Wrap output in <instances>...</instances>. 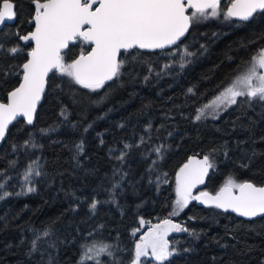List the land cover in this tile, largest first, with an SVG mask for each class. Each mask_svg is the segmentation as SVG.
<instances>
[{"label": "trees", "instance_id": "trees-1", "mask_svg": "<svg viewBox=\"0 0 264 264\" xmlns=\"http://www.w3.org/2000/svg\"><path fill=\"white\" fill-rule=\"evenodd\" d=\"M11 2L16 22L0 31L2 102L20 81L31 45L19 35L35 15L32 0ZM230 2L193 21L174 48L122 52L121 74L101 89L59 71L49 76L33 123L13 124L0 146V196L9 193L0 199V264H78L92 245L84 264H131L141 221L160 219L181 222L186 232L169 238L174 256L154 264H264V217L245 221L194 202L174 207L177 173L206 155L214 166L204 191L217 193L229 178L264 184V101L237 99L205 115L204 106L264 47V11L234 21L225 17ZM88 50L77 39L64 62ZM103 245L110 247L97 255Z\"/></svg>", "mask_w": 264, "mask_h": 264}, {"label": "snow or ice", "instance_id": "snow-or-ice-1", "mask_svg": "<svg viewBox=\"0 0 264 264\" xmlns=\"http://www.w3.org/2000/svg\"><path fill=\"white\" fill-rule=\"evenodd\" d=\"M32 3L35 5V15L30 22H34L35 30L19 35V39L25 42L35 41V47L28 52L29 58L22 65L23 82L8 94L7 103H0V139L4 138L9 124L17 116L22 115L28 124H32L37 103L44 92L45 77L52 69L67 75L82 88L96 91L121 74L123 61L117 58L121 50L164 49L168 45H175L193 21L209 14L217 15L219 7L218 0H189L187 7L195 11L192 16H188L185 15L184 0H32ZM207 9H211V13H206ZM258 11H264V0H231L225 17L247 21ZM14 17L11 0H2L0 24ZM77 39L93 45L92 50L87 55L81 54L71 63H65L61 51L68 49L69 42ZM8 52L14 55L18 48L13 47ZM185 55L190 56L192 53L186 52ZM180 66L182 68L184 65ZM257 68L264 70V49L252 57V64L247 72L238 76L231 86L204 107L235 104L237 97L245 95L264 101V71L258 73ZM188 91L192 92V89ZM198 112L202 115L203 109ZM201 115H197L196 119L199 120ZM117 159H123V153ZM193 163L197 165L196 168L191 167ZM213 166L206 155L202 161L190 160L179 170L176 177V204L180 208L186 206L191 198L213 204L217 208L231 209L244 217L264 214V187H257L250 182L237 184L229 178L215 196L201 192L199 196L192 197L191 189L204 182V176ZM35 175L40 173L36 172ZM233 188L239 190V195H232ZM34 190L32 187L27 189L28 192ZM8 195L5 192L0 199ZM95 207L94 201L90 208ZM163 223L171 229L182 230L168 220ZM43 235L48 236L49 233L45 231ZM150 235L151 239L146 237L143 243L136 245V258L132 264H138L141 256L148 255V248L152 249V255L157 261L163 262L172 255L167 242H162V237L155 233ZM37 240L32 241L33 250L36 249ZM108 247L110 246H101L97 255L105 252ZM94 248L95 245L88 247L78 264L92 259L90 253ZM96 264L101 262L96 260Z\"/></svg>", "mask_w": 264, "mask_h": 264}, {"label": "rangeland", "instance_id": "rangeland-1", "mask_svg": "<svg viewBox=\"0 0 264 264\" xmlns=\"http://www.w3.org/2000/svg\"><path fill=\"white\" fill-rule=\"evenodd\" d=\"M206 13H211V9L209 10H206ZM202 17H199L198 21L201 19ZM197 22V21H196ZM264 49V47L262 48ZM261 50V49H260ZM259 51V50H258ZM258 51L254 54L256 55L258 53ZM253 55V56H254ZM252 64V57L250 58V60L245 63V64H242L240 67L237 68V70L234 72L233 76L231 77L230 79V83L228 85L231 86V84L233 83V81L238 77V76H241L243 75L245 72H247L248 68L251 66ZM261 71H264V70H261L259 68H257V72H261ZM255 83V81L253 82ZM215 99V98H214ZM237 99H241V103L243 106H247V105H250L252 102H256L259 100L258 97L256 98H249L247 97L246 95L245 96H239L236 98ZM233 105V104H231ZM231 105L225 103V104H221L219 105L218 107L216 106H212V107H208L206 108V112H205V115H217L219 112H221L222 110H225L227 109L228 107H230ZM192 161H198V160H195V159H191ZM202 161V160H200ZM195 164V163H193ZM196 165V164H195ZM225 186V185H224ZM176 187H177V184L174 185V194H175V209L177 210H183L185 209V207L187 206H184L183 208H180L177 204H176V200H177V195H176ZM191 198H189L188 200V203L190 202ZM165 220H168V219H160V220H157V221H154V222H149V223H143L140 225V228H139V233H138V238L136 239V243L134 245V250H133V255H132V261L135 260L136 258V245L138 243H143L144 241V238H148V239H151V235L152 233H155L158 237H162V242H167V246H168V250L170 252H172V255L169 256L167 258L170 259L172 256H174V250L170 247V244H169V238L173 235H178L180 234L181 232H183V224L182 223H171L172 225H178L180 229L182 230H175V229H171L169 225H165L163 222ZM171 222V220H168ZM156 226H159L158 228ZM147 252H148V255L146 256H141L140 259H139V262L138 264H143V262H148L150 264H154V263H162L161 261H157L155 259V257L152 255V249L151 248H148L147 249ZM132 261H131V264H132ZM166 261V260H165ZM164 262V261H163Z\"/></svg>", "mask_w": 264, "mask_h": 264}, {"label": "water", "instance_id": "water-1", "mask_svg": "<svg viewBox=\"0 0 264 264\" xmlns=\"http://www.w3.org/2000/svg\"><path fill=\"white\" fill-rule=\"evenodd\" d=\"M222 0H218V3L219 2H221ZM188 2H189V0H184V3H185V15H188L189 16V12H194L195 10L194 9H192V8H189V7H187V4H188ZM13 4V8H14V11H15V5H14V3H12ZM230 5H231V2L227 5V7H226V9H225V13L227 12V9H228V7H230ZM95 6H98V5H94V7ZM0 10H2V2L0 3ZM208 10V9H207ZM255 14V13H254ZM253 14V15H254ZM230 19H232V20H234V21H238V22H246V21H241V20H239L238 18H235V17H233V18H230ZM251 19V17L248 19V20H250ZM247 20V21H248ZM16 22V13H15V17H14V19H12V20H6L4 23H2V24H0V31L5 27V26H12V25H14V23ZM86 27V26H85ZM190 27H191V24L189 25V29H188V31L184 34V36H182V37H180V39L176 42V44L175 45H168V46H166L164 49H139V48H135V50H138V51H140V52H147V53H151V52H156V51H164V50H169V49H171V48H174L175 46H177L185 37H186V35L188 34V32H189V30H190ZM35 30V25H34V22H32V29L28 32V33H30L31 31H34ZM27 33V34H28ZM76 41L77 40H74V41H70L69 42V46H71V45H74L75 43H76ZM27 44H30L31 45V49L29 50V52L35 47V41H29V42H26ZM87 44V43H86ZM87 46L89 47V50L86 52V53H84V55H87L88 53H90L91 52V50H92V47H93V45H90V44H87ZM67 49H63L62 51H61V55L66 51ZM131 50H134V49H131ZM122 52H124L123 50H121V53ZM81 55V54H80ZM80 55H78L75 59H77ZM119 56H120V54L118 55V59H119ZM29 57H28V53H27V57H26V60L22 63V65L24 64V63H26L27 62V59H28ZM22 65L20 66V71H21V78H20V81H19V83H18V85L15 87V88H13L11 91H13V90H15L16 88H18L19 87V85L23 82V68H22ZM55 71H58V70H56V69H52L49 73H48V75L45 77V87H44V92L41 94V99L38 101V103H37V106H36V111H35V113L33 114V121H34V117H35V114H36V112H37V110H38V107H39V105L41 104V102H42V100H43V96H44V93H45V90H46V84H47V79L49 78V76L51 75V74H53ZM107 82H110V81H107ZM106 82V83H107ZM11 91H9L8 92V94L11 92ZM8 94H7V96H6V100L4 101V102H2V101H0V103H7L8 102ZM19 120H22L25 124H27V125H31V124H28L27 123V120H26V118L25 117H23L22 115L21 116H17L10 124H9V126H8V129L6 130V132H5V136H4V138L3 139H0V146L2 145V143H3V141L5 140V138H6V135H7V132H8V130H9V128L13 125V124H15L16 122H18ZM33 123V122H32ZM194 168H196V167H194ZM244 182H249V181H244ZM244 182H241V183H244ZM251 183V182H250ZM203 184H204V182L203 183H199V184H196L193 188H196V189H199V188H201V187H203ZM255 186H257V185H255ZM224 187V186H223ZM222 187V188H223ZM257 187H264V184H262V185H260V186H257ZM221 190V189H220ZM219 190V191H220ZM218 191V192H219ZM232 195H239V190L237 189V188H233L232 190ZM201 192H206V191H201ZM201 192H199V193H196L193 197H195V196H199L200 195V193ZM217 192V193H218ZM208 194H209V196H215L217 193H209V192H207ZM202 199H204V198H202ZM193 202L197 205V206H199V207H214V208H216V209H218L220 212H222V213H230V214H232V215H234L236 218H239V219H242V220H245V221H251V220H255V219H258V218H261V217H264V214H260V215H257V216H255V217H244V216H240L238 213H236V212H234V211H232L231 209H227V210H225V209H223V208H217V207H215L213 204H206V203H203V202H201V200H196V199H193Z\"/></svg>", "mask_w": 264, "mask_h": 264}, {"label": "flooded vegetation", "instance_id": "flooded-vegetation-1", "mask_svg": "<svg viewBox=\"0 0 264 264\" xmlns=\"http://www.w3.org/2000/svg\"><path fill=\"white\" fill-rule=\"evenodd\" d=\"M253 57V56H252ZM195 160H198V159H195ZM198 161H200V160H198ZM189 163V162H188ZM187 163V164H188ZM192 168H194V167H197V165H195V164H192V166H191ZM205 178H206V175L204 176V181H205ZM175 184H176V182H175ZM201 191H204L203 190V187H201V188H199V189H196V188H192L191 189V196L193 197L196 193H199V192H201ZM191 202H193V199H191L190 200V202L189 203H187V205L188 204H190ZM168 220H171V223H181V222H178V221H175V220H173V219H168ZM186 231H185V229H184V225H183V232H181V233H185ZM180 233V234H181ZM179 235V234H178ZM169 244H170V240H169ZM170 247H171V244H170Z\"/></svg>", "mask_w": 264, "mask_h": 264}]
</instances>
